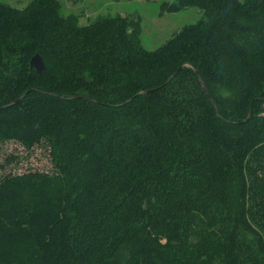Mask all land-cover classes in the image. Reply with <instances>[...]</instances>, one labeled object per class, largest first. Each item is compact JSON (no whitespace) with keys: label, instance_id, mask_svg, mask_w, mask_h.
Segmentation results:
<instances>
[{"label":"trees","instance_id":"obj_1","mask_svg":"<svg viewBox=\"0 0 264 264\" xmlns=\"http://www.w3.org/2000/svg\"><path fill=\"white\" fill-rule=\"evenodd\" d=\"M34 6L31 43L0 38V144L46 143L58 174L1 181L0 264H264V0L164 4L206 17L153 53Z\"/></svg>","mask_w":264,"mask_h":264},{"label":"rangeland","instance_id":"obj_2","mask_svg":"<svg viewBox=\"0 0 264 264\" xmlns=\"http://www.w3.org/2000/svg\"><path fill=\"white\" fill-rule=\"evenodd\" d=\"M173 1L58 0L61 13L65 16L76 15L81 17V25H89L105 18L116 17L117 20L123 21L126 26H136L140 32V47L147 53L159 51L175 41L186 27L196 26L205 21L204 10L195 6L184 7L177 12H163L162 6L172 4ZM0 6H3L0 8V38L4 37L5 40L11 41L17 37L19 41L16 48L19 51L23 44L31 43L34 35L36 21L34 0H0ZM5 7H9L10 11ZM19 13L20 15H18ZM127 32L128 34L132 33L130 29ZM197 35L198 32L194 31L193 34H189V38L196 39ZM14 61L19 64L20 57L15 56ZM235 71L237 70H234V65H231L229 72L233 74ZM246 86L250 87L251 83L246 84ZM250 92L253 94V91ZM10 157H15L17 160L8 164L7 159ZM140 159L136 166L137 169L133 170L138 174L141 172L143 175L144 172L142 171L159 158L156 155H150L145 161H143V157ZM29 172L50 176L58 174L49 145L41 143L28 149L25 145L17 142L0 144V183L7 177H21ZM136 176L127 175V179ZM162 244L166 245L167 241L163 240ZM174 257L180 260L187 258L184 250L181 253L175 252Z\"/></svg>","mask_w":264,"mask_h":264},{"label":"water","instance_id":"obj_3","mask_svg":"<svg viewBox=\"0 0 264 264\" xmlns=\"http://www.w3.org/2000/svg\"><path fill=\"white\" fill-rule=\"evenodd\" d=\"M30 67L34 70H36V72L41 75L46 71V65L45 62L43 60V58L40 55H35L31 61H30ZM200 84L202 86V89L204 91V93L208 96V91L204 85V83L202 82V80H200ZM19 101H17L16 103H14L13 105L17 104Z\"/></svg>","mask_w":264,"mask_h":264}]
</instances>
